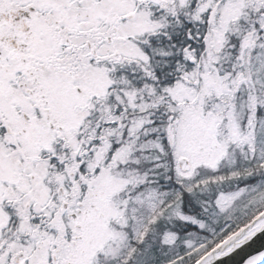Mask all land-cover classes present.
Listing matches in <instances>:
<instances>
[{
	"label": "snow or ice",
	"instance_id": "obj_1",
	"mask_svg": "<svg viewBox=\"0 0 264 264\" xmlns=\"http://www.w3.org/2000/svg\"><path fill=\"white\" fill-rule=\"evenodd\" d=\"M262 234L264 0H0V264H264Z\"/></svg>",
	"mask_w": 264,
	"mask_h": 264
},
{
	"label": "water",
	"instance_id": "obj_2",
	"mask_svg": "<svg viewBox=\"0 0 264 264\" xmlns=\"http://www.w3.org/2000/svg\"><path fill=\"white\" fill-rule=\"evenodd\" d=\"M262 238H264V234H262L261 237H257V240H260V239H262ZM253 243H255V241H254ZM249 247H251V246H249ZM255 250H256V251H259V248L255 249ZM221 264H226V262H221Z\"/></svg>",
	"mask_w": 264,
	"mask_h": 264
}]
</instances>
